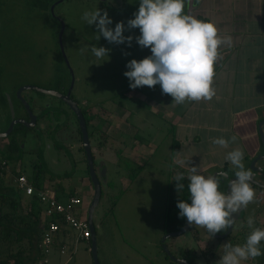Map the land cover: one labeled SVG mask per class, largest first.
I'll return each mask as SVG.
<instances>
[{"label":"rangeland","instance_id":"374dc122","mask_svg":"<svg viewBox=\"0 0 264 264\" xmlns=\"http://www.w3.org/2000/svg\"><path fill=\"white\" fill-rule=\"evenodd\" d=\"M45 1L0 0V131L8 128L11 117L10 103L15 114L22 113L16 94L21 86L32 85L50 90L65 87L70 89L78 107L95 114L89 122L87 131L97 128L100 134L105 133L102 127L105 125L107 111L119 108L121 113L125 110L124 115L131 111L128 123L140 127L135 137L137 141L133 140L131 144H142L139 142L144 141L148 150V155L144 153L139 158L135 151V161L131 162L124 158V153L118 155L122 144L115 140L111 143L107 139L106 145L99 148L97 138L101 140L100 135H93L90 139L92 151H95L93 155L96 172L101 163L107 169L105 182L101 184L102 195L93 219L99 263L181 264L175 261L172 255L174 256L176 246L182 245L185 249L194 248L198 256L195 264H205L199 256L200 253H207L209 249L207 255L211 261H215L223 252L222 245L233 244L235 241L243 244L252 230L247 225V218L251 216L247 215L251 214L247 211L253 210L258 205L256 202L245 207L244 223L243 220L241 224L240 221H235L238 230H235L233 225L230 234L234 236L230 238L231 240L227 238L229 235L224 239L216 238L214 235L208 237L206 229L193 226L180 235L165 239V246L169 249L171 246L173 250L168 249L170 255L163 248L169 172L173 169L171 164H178L173 162L174 153L171 159L174 131L170 124L148 111L142 96L144 92L139 88L136 89L137 94L133 92L127 95L129 81L123 75L129 60L143 59L150 55V50L140 48L135 39L130 48L124 44H109L103 37L97 40L98 30L95 25L89 26L81 19L84 11L98 8L102 12H108L113 20L111 27L120 21L126 24L138 9V0H47L49 5L55 3L56 5L52 11L50 6L49 10L43 11L40 5ZM124 35L135 37L139 35V30L126 29ZM92 45L111 49L108 57L96 60L89 50ZM153 89L156 92L160 86L156 85ZM29 93L38 98L35 91ZM43 97L44 100L50 101L51 105H58L50 95ZM61 107L65 112L59 117L53 113L49 114L44 133L42 129H37L40 135L43 133L42 141L38 138L40 135L37 137L34 131L27 132L24 149L36 148L41 152L44 149L42 153L49 171L56 175L69 174L67 178H63L64 180L59 179L61 184L67 191L73 190L74 195L80 196L84 207L87 208L93 195V187L87 175V161L81 135L78 133V121L67 105L61 104ZM48 108V105H45L42 111ZM96 115L98 119H95ZM56 143L60 145L59 148L55 146ZM108 145L111 147L106 149ZM2 151L0 148V153ZM223 155L226 154L217 153L214 160L216 162L222 160ZM204 158L210 160L208 157ZM204 158L202 163L206 162ZM124 159L129 161L127 165L119 162L125 161ZM242 162L246 169L251 170L250 162L244 159ZM31 164L32 155L27 151L19 156V160L14 162L5 160L4 187L16 188L14 177L20 172L29 178L32 174ZM229 165L230 170L235 171L233 166ZM218 166L205 169V174L209 176L225 172L230 176L223 170L222 165ZM135 172L137 174L131 180L130 175ZM107 182L113 186L108 187ZM253 189L257 195V188ZM121 190L123 193L120 195ZM20 192L22 197L27 196L23 190ZM256 198L259 203L264 202V192H259ZM115 199V205L110 210ZM256 210L258 214L256 218L254 217L253 227L264 228V204L256 207ZM74 234L72 231L62 237L65 243L62 251L56 247L51 248L48 264H94L91 244L74 238ZM257 259L258 257L242 261V264H258Z\"/></svg>","mask_w":264,"mask_h":264},{"label":"clouds","instance_id":"9594fccd","mask_svg":"<svg viewBox=\"0 0 264 264\" xmlns=\"http://www.w3.org/2000/svg\"><path fill=\"white\" fill-rule=\"evenodd\" d=\"M184 9L185 0H138V9L126 24L120 21L111 27L113 20L108 12L98 8L84 11L81 19L89 26L95 25L97 40L103 37L109 44H124L130 48L135 39L140 48L149 49L150 55L126 63L123 75L129 81V88L159 85L162 93L170 95L179 105L186 101L210 100L214 96L212 84L219 49L222 45H232V37L219 35L214 23L189 15ZM126 29H138L139 35L125 36ZM89 50L96 60L108 57L111 51L95 45ZM233 140L235 137H217L212 143L227 148ZM243 157L240 149L226 155L235 169V178L228 181L227 192L219 190L221 179L227 176L225 172L205 176L198 166H188L186 176L183 172L177 173L172 181L176 182L178 193L185 189L183 181H188L187 200L176 204L178 216L186 218L189 225L203 227L210 236L232 228L235 214L255 199L252 172L245 168ZM254 223V217L249 216L247 225L252 230L243 244L221 246L223 252L217 264H242V261L264 255V228L253 227Z\"/></svg>","mask_w":264,"mask_h":264},{"label":"crops","instance_id":"0c3cea01","mask_svg":"<svg viewBox=\"0 0 264 264\" xmlns=\"http://www.w3.org/2000/svg\"><path fill=\"white\" fill-rule=\"evenodd\" d=\"M185 7L187 14L214 23L219 35L232 37L231 46L222 45L219 49L212 84L215 94L210 100L186 101L178 105L170 95L163 94L161 88L155 92L154 87L144 86L139 88L144 92V102L148 111L172 126V137L179 144L173 160L181 167L188 170V166H198L205 171L217 165L230 166L226 155L235 148L243 151V159L250 162L263 152L258 125L264 120V0H185ZM133 92L138 91L130 88L126 91L127 95ZM124 111L121 113L119 108L107 111L102 128L111 143L115 140L122 144L121 154H125L124 158L134 162L135 151L139 158L144 153L148 155V150L144 141L139 142L142 144H131L136 140L140 127L128 123L132 113L130 111L124 115ZM95 119H98L97 115ZM262 129L264 133V125ZM217 137H235V140L224 148L212 143L213 138ZM110 147L108 145L106 149ZM220 152L226 155L216 162L214 156ZM203 158L206 162L202 163ZM180 161L185 163L181 165ZM263 165L264 159L255 163L257 167ZM20 174H16L14 179ZM58 196L67 197L62 193H58ZM70 232V229L63 227L55 235L52 247L62 251L65 246L62 237ZM74 238H77L75 234ZM84 241L90 243V239ZM1 251L6 253L7 247ZM35 255H38V259L41 256L40 252Z\"/></svg>","mask_w":264,"mask_h":264},{"label":"trees","instance_id":"16d2710c","mask_svg":"<svg viewBox=\"0 0 264 264\" xmlns=\"http://www.w3.org/2000/svg\"><path fill=\"white\" fill-rule=\"evenodd\" d=\"M47 2V3H46ZM51 4V3H50ZM52 5V4H51ZM48 1L46 0L45 3H42L40 6L43 8V11L49 10ZM72 97V95H71ZM82 115L86 122V126L88 127L89 122L95 116V114L89 113L85 108L81 109ZM73 116L75 115L72 112ZM55 116L59 117V112L55 111ZM27 132L26 127L23 125H18L13 130L11 134L10 142L6 149L0 153V163L5 160H19V155H14V153L18 152L20 149L18 147V141L15 137L16 134H22L20 137V142L24 141V135ZM78 133L80 135V131L78 129ZM102 134V135H101ZM97 128H94L93 131H88L89 137L93 135H100L101 140H98V147H103L107 142V135L105 133H101ZM137 136V135H136ZM19 140V139H18ZM56 147H60L58 143L55 145ZM179 144L177 143L176 139L172 137V150H171V159L173 153L178 148ZM118 155L120 156L121 149L118 151ZM32 174L28 178L31 184H33L36 188H40L43 186H48L52 188L57 193L68 194L67 196H73L74 191L69 190L67 191L61 181L59 179L67 178L69 174L63 173L62 175H56L50 172L47 163L44 160L43 153L40 149H36L32 151ZM123 159V158H122ZM126 159V158H125ZM124 159V160H125ZM120 163H125L126 165L129 161H119ZM174 162V161H173ZM173 169L169 172V180L167 184L166 190V202H165V212H164V228L163 232L170 233L180 230L185 222V218H180L178 216L179 209L176 207L177 201L179 200H187L188 198V191H187V179L183 181L185 184V189L178 193L175 188V181H172L174 176L177 173L183 172L185 176L187 175L188 170L181 167L178 164H171ZM223 170L227 171L231 177L234 176L232 171L228 166H225ZM5 173L4 168L0 165V264H38V255L36 253L41 254V250L39 246L41 244V235L43 231L46 229V221L43 214V208L40 204L36 194L30 196H21V190L15 187H4L3 185V174ZM206 171L202 172L205 174ZM137 172L132 173L130 175V179L132 180L136 176ZM87 175L88 173V166H87ZM205 176H208L205 174ZM229 176V178H231ZM262 179L264 180V172L261 174ZM90 179V177H89ZM64 180V179H63ZM54 182V183H53ZM226 178L221 179V184L219 186L220 191L225 192L226 188ZM107 186H113L112 183L107 182ZM253 188H257L258 192L264 191L262 188H258L256 186H252ZM66 192V193H65ZM123 193V190L120 191V195ZM102 195V193H101ZM117 198V197H116ZM116 199L111 204V208L115 205ZM190 202V201H189ZM256 207L261 206L264 202L259 203V201H255ZM253 203V202H252ZM252 203L249 205L251 206ZM256 207L252 210H248V216L251 215L255 217L258 213ZM246 212V211H245ZM191 229V227H190ZM225 231L217 234H223ZM233 234H230L227 238L233 237ZM239 244L238 241L233 243V245ZM7 247V252L4 253L1 251L2 248ZM40 250V251H39ZM262 250H264V242H262ZM33 251H35L33 253ZM32 252V253H31ZM207 253H200V258L203 259L205 264H217V261L220 259H216L215 261H211L210 257H208ZM213 253V252H211ZM182 257L189 263L195 264L197 261V253L195 252L194 248H189L186 250H182ZM258 264H264V255L258 257Z\"/></svg>","mask_w":264,"mask_h":264},{"label":"water","instance_id":"95a60500","mask_svg":"<svg viewBox=\"0 0 264 264\" xmlns=\"http://www.w3.org/2000/svg\"><path fill=\"white\" fill-rule=\"evenodd\" d=\"M54 6H55V4H53L51 6V11L53 10ZM61 26H62L61 30H63L64 26H63L62 22H61ZM24 89H31V90H34V91L46 93V94H48L50 96L57 97L62 102L66 103L68 105V107L75 114V116H76V118L78 120V127H79L80 134H81L82 146H83V150H84L85 155H86V161H87V166H88V171H89V177H90V181H91V184H92V187H93V195H92L91 201L89 203V206H88L87 212H86V218H87V222H88L89 230H90V234H91L90 235L91 254H92V258H93L94 264H100L99 260H98V256H97L96 229H95V225L93 223V219L95 217V214H94L95 209L97 208V206L99 204V201H100L101 184L105 182L104 181L105 167L103 166V163H101V166L98 169V171L96 172V170H95L94 161L92 159V151H91V147H90L87 126H86V122L84 120V117L82 115V112L78 108L76 102L73 101L72 99H70V97H69L70 89H68L66 94H61V93H58L56 91L45 90V89H41L39 87H35V86H32V85H27V86H23V87L19 88V90L17 92V97L18 98L20 97L21 91L24 90ZM9 103H10V101H9ZM22 103H23L25 108H28V105H27V103L25 101H23ZM9 105H10V110H11V115H10L11 116L10 117L11 121L9 123V126H8L7 130L5 132H3V133H0V137H4L7 134H9L11 132V130L13 129V126L15 124H24L25 126H30L31 127V125L34 124V121L36 119V117L34 115H32V113L29 110H28V115H29V119H30L29 122H26L25 120H22V119H15L14 118L15 113H14V110H13V106H12L11 103ZM263 125H264V120L261 121L259 123V125H258V133H259V137L261 139V143L263 145V152L259 153L256 157H254L250 161V166H251V170L250 171L251 172L253 171L252 172L253 179L251 181V186H256V187L262 188V189H264V183L260 182V181H258L256 179V174L258 172H260V173L264 172V165L260 166V167H257V166H255V163L258 160L264 159V133H263V129H262ZM234 178H235L234 176L231 177V178H229L228 175L226 176V179H227V184H226L227 185V188H226L227 190H226V192L228 191V181L230 179H234ZM242 211L243 210H241L240 212L235 214L234 222L236 220H238V221H240V224H241L242 218L240 216V213ZM189 227H190V225L188 224V222H187V220L185 218L184 225H183V227L180 230L165 234V236L162 239V245H163V248L165 249V251L167 252L168 255H170V253H169L167 247L164 244L165 239L168 238V237H171V236L180 235L181 233H183L186 230H188ZM232 228H229L228 230H226L224 234H221V235H216L215 234L214 237H216V238H225V237L228 236V234H230V232L232 231ZM173 259L175 261H177L178 263L187 264L184 260L175 259V258H173Z\"/></svg>","mask_w":264,"mask_h":264},{"label":"built area","instance_id":"2783aa9c","mask_svg":"<svg viewBox=\"0 0 264 264\" xmlns=\"http://www.w3.org/2000/svg\"><path fill=\"white\" fill-rule=\"evenodd\" d=\"M5 167V161L1 163ZM16 187L23 190L25 195L36 194L43 208V214L47 219L46 229L41 235V256L38 264H46L50 254L55 235L63 227L70 229L78 239L90 238L89 225L86 218L87 208L84 207L80 196H67L59 198L58 193L48 186L36 188L24 174L15 178Z\"/></svg>","mask_w":264,"mask_h":264},{"label":"flooded vegetation","instance_id":"af4514ba","mask_svg":"<svg viewBox=\"0 0 264 264\" xmlns=\"http://www.w3.org/2000/svg\"><path fill=\"white\" fill-rule=\"evenodd\" d=\"M55 5H56V3H55ZM60 20V19H59ZM23 86H27V85H23ZM23 86H21V87H23ZM36 87V86H35ZM41 89H43V88H41ZM45 90H50V89H45ZM29 91H32V92H34V90H31V89H24V90H22L21 91V93H20V97L18 98L17 97V99H18V101L21 103H18L20 106H21V108H22V113H19V114H15V116H14V118L15 119H22V120H25L26 122H29L30 121V119H29V115H28V110L32 113V115H34L35 117H36V119H35V121H34V124H32L31 125V127L30 126H25L24 124H15L14 126H13V129L11 130V132L9 133V134H7L6 136H4V137H0V148H2L3 150H5L6 149V147H7V145L9 144V143H11L10 142V139H11V134L13 133V130L15 129V127L16 126H18V125H23L24 127H26V129H27V132H30V131H34V133H36V136L38 137L40 134L38 133V131H37V129L39 130V129H42V131H43V133L45 132V127H46V125H47V121L49 120V114L50 113H53V115H55V111H57V112H59V115H62L65 111V109H63L62 107H61V104L63 105V104H65V105H67L66 103H64V102H62L60 99H58L57 97H55V96H51V97H53L54 98V100H56L57 101V103H58V105L57 106H55V105H51V103H50V101H47V100H44L45 99V97H43V96H45L46 95V97L47 96H49L48 94H46V93H43V92H38V91H35V93L38 95V98H34L33 96H31V94L29 93ZM50 91H56V92H58V93H61V94H66L67 93V91H68V88H65V87H58V88H56V89H54V90H50ZM17 94V93H16ZM69 97H70V99H72L73 100V97H71V92H70V94H69ZM25 101L26 103H27V105H28V108H25L24 107V105H23V101ZM74 101V100H73ZM77 104V103H76ZM45 105H48V109H46L45 111H42V108L45 106ZM68 106V105H67ZM78 106V105H77ZM57 107V108H56ZM54 108V109H53ZM55 108H56V110H55ZM69 108V107H68ZM79 109H80V111H81V109L82 108H80V107H78ZM70 109V108H69ZM74 117H75V119H76V116L74 115ZM10 121H11V118H10ZM10 121L8 122V125H9V123H10ZM76 121H78L77 119H76ZM8 125H7V127H8ZM77 125H78V123H77ZM37 126H39V127H37ZM78 129H79V127H78ZM7 130V128H5L4 130H2V131H0V133H3V132H5ZM80 131V130H79ZM27 132L25 133V135L23 136L24 137V141L26 140V137H27ZM90 132V131H89ZM43 133L41 132V135L38 137V138H41L40 139V141H42V139H44L43 138ZM22 134H16L15 135V137L17 138V141L19 142L18 143V147H19V151L18 152H16V153H14V155H19V156H22V153L23 152H25V151H27V152H29V154L30 155H33L32 154V151L33 150H36V148H32V149H29V150H27V149H24L25 148V142L23 141V142H20V139H22V137H20ZM49 135V131H48V133H47V136ZM81 135V134H80ZM81 137V136H80ZM88 137H89V135H88ZM19 139V140H18ZM90 139H91V137H89V142H90ZM40 144H41V142H40ZM59 145V144H58ZM61 147H62V145H61ZM90 147H91V143H90ZM63 148V147H62ZM83 148V147H82ZM94 149V148H93ZM44 150V149H43ZM43 150H42V152H43ZM95 150V149H94ZM91 151H92V147H91ZM93 152H95V151H92V159H93V161H94V159H95V157H94V155H93ZM85 153V152H84ZM95 154V153H94ZM84 156H85V159H86V155L84 154ZM88 173H89V171H88ZM261 174L262 173H260V172H258L257 174H256V179L258 180V181H260V182H263L264 183V180L262 179V177H261ZM226 184H227V182H226ZM226 189V188H225ZM262 192H264V191H262ZM258 194H259V192L257 193V195H255V199H254V202L257 200V196H258ZM245 211V208L243 209V211L240 213V216H241V218H242V220H243V218H244V212ZM258 214V213H257ZM257 214L255 215V218L257 217ZM243 223H244V220H243ZM234 227H235V230H238V224L236 225L235 224V222H234ZM190 227L191 228H193V226H191L190 225ZM189 227V228H190ZM207 232V231H206ZM231 233V232H230ZM207 235H208V237L210 236L208 233H206ZM224 234V233H223ZM216 235H221V234H216ZM228 235H230V234H228ZM226 238V237H225ZM221 239V238H220ZM222 239H224V238H222ZM167 249H169V247L167 248ZM170 249L172 250V247L170 246ZM169 249V250H170ZM189 249V248H188ZM168 250V251H169ZM170 250V251H171ZM182 250L184 251V250H186L185 249V247H182V245H177L176 246V248H175V250L173 251L174 253V256L172 255V257L173 258H175V259H180V260H184L187 264H189L183 257H182ZM170 251H169V253H170Z\"/></svg>","mask_w":264,"mask_h":264}]
</instances>
